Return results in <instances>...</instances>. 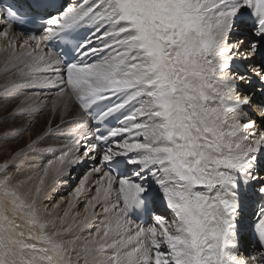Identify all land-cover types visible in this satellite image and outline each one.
I'll return each mask as SVG.
<instances>
[{"label": "snow or ice", "instance_id": "6c2138e0", "mask_svg": "<svg viewBox=\"0 0 264 264\" xmlns=\"http://www.w3.org/2000/svg\"><path fill=\"white\" fill-rule=\"evenodd\" d=\"M29 17L39 30L16 35ZM0 37V101L56 85L53 110L78 125L26 191L9 169L43 137L0 162V264H264V251L239 254L248 199L264 247V0H29L0 8ZM88 160L70 196L44 207Z\"/></svg>", "mask_w": 264, "mask_h": 264}, {"label": "rangeland", "instance_id": "374dc122", "mask_svg": "<svg viewBox=\"0 0 264 264\" xmlns=\"http://www.w3.org/2000/svg\"><path fill=\"white\" fill-rule=\"evenodd\" d=\"M5 58L4 53H0V62L3 61ZM53 75V73L49 72H41L39 75ZM6 77L3 76V74H0V83L4 82V79ZM52 87H59L56 85H40V86H32L28 88L21 89V91L17 94V98L11 102L5 103L4 101H0V156H2V161L9 159L10 153L13 151V149L16 148V145L19 143L21 139L24 140L23 137L17 138L15 141L12 140L10 142L6 141L5 138V133H12L11 129L13 128H20L23 125H30L33 129V139H37L38 137H43V140H38V145L40 143V147L34 148L31 153H33L36 158L38 159L39 163H42V165H45V163L48 162V160H51L54 158L55 155H59V152L56 151V147L61 143L60 141H65L66 138L69 141L70 135L72 136L73 131L71 128H69L70 122L68 121L69 119L67 118L69 115H64L63 111L61 108H57L53 110L52 108V100L55 98L56 92L59 90H50ZM46 93H50L51 96H47V98H50V101L44 102L43 99L46 95ZM38 95L39 96V101L38 107L36 108L35 111L31 112L30 114H19L14 112V109L16 106L19 104V101L23 99L25 96H32V95ZM45 94V95H44ZM46 98V99H47ZM63 114V115H62ZM64 117L66 118V122L60 125V129L57 131L55 130L56 126L54 125L56 122L60 121L61 118ZM71 121V120H70ZM49 128H52L54 131L48 132ZM74 128V127H73ZM66 130V131H65ZM28 131V130H27ZM47 133V135H45ZM15 135V134H14ZM22 140V142H23ZM60 140V141H59ZM21 142V143H22ZM68 143V142H67ZM13 144V145H12ZM41 148V149H40ZM41 152H40V150ZM38 154H37V153ZM85 173L83 172H77L73 173L71 172V180H73L74 176H77L73 183L79 182L80 177H82ZM76 187V186H75ZM72 191L74 190V188Z\"/></svg>", "mask_w": 264, "mask_h": 264}, {"label": "bare ground", "instance_id": "6f19581e", "mask_svg": "<svg viewBox=\"0 0 264 264\" xmlns=\"http://www.w3.org/2000/svg\"><path fill=\"white\" fill-rule=\"evenodd\" d=\"M16 35H21L20 33H17L16 31H14V29L12 30ZM237 36L238 37H242L243 34L240 32V29L237 30ZM4 43V40L2 37H0V44H3ZM3 54V52H0ZM4 55H6L4 53ZM49 73H52L51 71H48ZM54 74V73H53ZM44 75V74H43ZM45 95V94H44ZM49 95L51 96L50 93H46L43 101L44 102H48L50 101V98H47V96L49 97ZM47 98V99H46ZM64 115H69L67 119L69 122H70V125L69 128H71V130L73 131V134L76 132L77 128H78V125L77 123L73 122L74 121V118H76V111L74 110H70L68 113H63ZM62 114V115H63ZM65 116H63V119H64ZM66 118L64 119V121H67ZM71 120V121H70ZM59 122L61 123V120L56 122L54 125L56 126L57 124H59ZM74 127V128H73ZM20 128H27L28 131L24 132L22 136H16L12 133L8 134L7 138H6V141L10 142L12 140H16L17 138H20V137H23V139H21L19 141V143L16 145V148L13 149V151L10 153V156L17 150H19V148L21 147H24L27 143H29L31 140H34L32 137H33V129L30 125H23L21 126ZM19 128V129H20ZM56 128V127H55ZM15 129H18V128H15ZM66 131V130H65ZM85 131L91 133V131L88 130V128L85 126ZM72 134V136H73ZM72 136L70 135V139L72 138ZM69 139V140H70ZM23 140V142H22ZM66 140H68L66 138ZM60 141L61 143L56 147L55 150H57L61 145H65L67 144V142L69 141ZM22 142V143H21ZM83 143V142H82ZM13 145V144H12ZM40 145V143H39ZM38 145V142H37V145L36 147L39 146ZM35 147V148H36ZM40 147V146H39ZM38 147V148H39ZM37 149V148H36ZM41 149V148H40ZM39 149V150H40ZM34 149H31V150H26L25 153L18 159V161L16 162V165L15 167H11L9 170L12 172L13 176H14V182L15 183H19L20 181H24L25 183L23 185H21V191H26L28 188L31 187V184L32 182L28 180V177L33 175L34 172H37L39 171L44 165H42V163H39L38 159H35L36 156L31 153V151H33ZM81 151H83V148H81ZM41 152V150H40ZM37 153V152H36ZM38 154V153H37ZM2 156H0V162L2 161ZM46 164V163H45ZM94 165V162L91 161V160H88L86 162H82L81 164L79 165H76L74 166V170L72 171L74 174L77 173V172H83V173H86L88 172ZM17 168L19 169V171H17ZM77 176H74L73 177V180H68L67 183L65 184H61V186H59L57 189H56V193L53 194L52 198L50 200H45L44 201V204L43 206L44 207H48L49 209L51 208V204L52 203H55L56 201H59L61 200V198H67L70 196V194L72 193V189L73 187L77 186V184L79 183L78 181L73 183V181L75 180ZM81 178V177H80ZM33 179H35V177H33ZM94 179H99L98 176H93V177H90V180H94ZM152 187H155V184L154 182H152ZM93 193H94V185H93ZM87 202V197H85L83 194L80 198H78L77 202H76V207L72 210V214H75L76 212H80V213H83L84 211V207H85V204ZM163 203V202H161ZM164 204V203H163ZM166 207V206H165ZM67 208V204L64 203L61 205V207L59 209H57V212L59 215H63V211L66 210ZM97 211L99 210V207H97L96 209ZM169 214L172 216V217H166L168 218L169 220L173 219V214L172 212L169 210ZM242 251L245 253V252H249V248H243Z\"/></svg>", "mask_w": 264, "mask_h": 264}]
</instances>
